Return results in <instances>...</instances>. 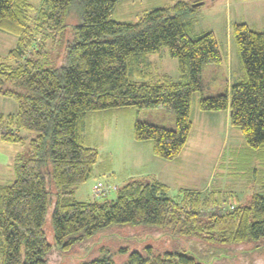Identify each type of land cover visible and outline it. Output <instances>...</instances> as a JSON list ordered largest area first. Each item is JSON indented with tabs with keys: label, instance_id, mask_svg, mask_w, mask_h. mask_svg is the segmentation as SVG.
Returning <instances> with one entry per match:
<instances>
[{
	"label": "trees",
	"instance_id": "obj_1",
	"mask_svg": "<svg viewBox=\"0 0 264 264\" xmlns=\"http://www.w3.org/2000/svg\"><path fill=\"white\" fill-rule=\"evenodd\" d=\"M122 1L42 0L36 21L47 37H59L70 14L78 21L57 67L45 69L46 51L34 45L36 29L29 24V0H0V32L16 37L6 55L9 63L0 61V96L17 105L15 114H0V141L19 144L21 131L34 135L25 162L14 160L13 182L0 185V264H46L51 250L43 230L48 206L54 240L64 251L101 229L125 224L174 225L181 236L200 237L210 245L264 238V194H253L247 205L206 212L207 198L199 194L186 191L176 201L156 179L132 177L117 188L113 201L75 199L74 187L86 182L98 157L83 141L89 113L127 107L170 110L172 127L137 120L133 139L149 142L154 157L175 161L192 129L190 105L201 91L202 68L222 61L212 32L191 37L190 20L198 12L194 2L174 0L136 22H118L112 10ZM232 37L245 79L231 88L230 98L201 97L198 108L229 110L230 125L253 154L264 158V32L237 22ZM161 48L178 63L177 81L152 73L147 56ZM86 264L115 263L104 256ZM124 264L201 263L184 252L155 255L148 248L131 252Z\"/></svg>",
	"mask_w": 264,
	"mask_h": 264
},
{
	"label": "rangeland",
	"instance_id": "obj_2",
	"mask_svg": "<svg viewBox=\"0 0 264 264\" xmlns=\"http://www.w3.org/2000/svg\"><path fill=\"white\" fill-rule=\"evenodd\" d=\"M173 1L123 0L113 8L112 19L136 22L147 12ZM29 3V24L36 29L34 45L40 43L46 51V57L41 60L43 68L54 69L63 56L69 31L78 21L70 14L59 37H47L36 21L42 0H29ZM193 4L197 5L198 12L190 20L191 37L212 32L222 61L202 68L201 91L194 93L191 99L192 129L185 149L177 160L169 162L154 157L149 142L133 139V125L137 120L172 127L168 109L127 107L89 113L83 125V141L97 151L98 157L86 182L74 187L77 201H113L117 188L132 177L156 179L166 185L169 197L176 201H180L186 191L199 194L200 198H207L202 206L206 212L247 205L253 194H264L263 155L253 154V150L247 148L238 130L229 123V110L202 112L198 108L201 97L227 94L230 98L231 88L245 79L233 42L232 26L241 22L255 32H264V0H198ZM15 45V36L0 32V61L9 63L6 55ZM147 61L154 76L166 74L173 81L178 80V63L168 56L165 48L149 54ZM16 111L14 100L0 96L1 115ZM20 135L23 142L19 144L0 141V185L13 182L15 158L24 163L28 157V142L34 135L24 131ZM49 189L53 192L52 184ZM51 211L48 206L43 227L51 245L46 264H86L104 256L110 257L115 264H124L131 252L145 253L148 248L155 255L184 252L201 264H264V238L238 245H210L200 237L181 236L174 225L160 228L112 225L64 251L54 240Z\"/></svg>",
	"mask_w": 264,
	"mask_h": 264
},
{
	"label": "crops",
	"instance_id": "obj_3",
	"mask_svg": "<svg viewBox=\"0 0 264 264\" xmlns=\"http://www.w3.org/2000/svg\"><path fill=\"white\" fill-rule=\"evenodd\" d=\"M196 1H198V0H193V1H191V2H196ZM226 117H227V115H226ZM225 120H227V118L225 119ZM188 139H189V137H188ZM188 141V140H187ZM186 145H187V143H186ZM185 145V146H186ZM185 149V148H184ZM183 152V151H182Z\"/></svg>",
	"mask_w": 264,
	"mask_h": 264
},
{
	"label": "water",
	"instance_id": "obj_4",
	"mask_svg": "<svg viewBox=\"0 0 264 264\" xmlns=\"http://www.w3.org/2000/svg\"><path fill=\"white\" fill-rule=\"evenodd\" d=\"M193 6H197V5H193Z\"/></svg>",
	"mask_w": 264,
	"mask_h": 264
}]
</instances>
